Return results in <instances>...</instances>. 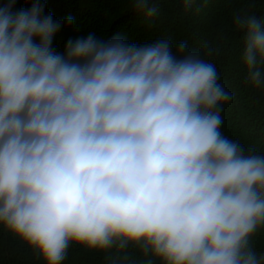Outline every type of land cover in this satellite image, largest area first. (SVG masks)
I'll use <instances>...</instances> for the list:
<instances>
[{
    "label": "clouds",
    "instance_id": "1",
    "mask_svg": "<svg viewBox=\"0 0 264 264\" xmlns=\"http://www.w3.org/2000/svg\"><path fill=\"white\" fill-rule=\"evenodd\" d=\"M0 3V224L63 264L72 244L160 264H264V154L223 135L232 99L181 43L56 36L46 0ZM146 17L151 0H131ZM191 7V0H185ZM264 88V19L234 18ZM148 264H153L152 260Z\"/></svg>",
    "mask_w": 264,
    "mask_h": 264
},
{
    "label": "trees",
    "instance_id": "2",
    "mask_svg": "<svg viewBox=\"0 0 264 264\" xmlns=\"http://www.w3.org/2000/svg\"><path fill=\"white\" fill-rule=\"evenodd\" d=\"M4 0H0L3 3ZM155 14L146 17L134 10L131 0H46V12L56 20L74 18L56 36L54 47L63 52L67 40L94 32L102 38L120 34L133 43L158 39L171 41L173 51L179 44L187 51L215 65L219 83L231 94L222 106L221 131L245 149L264 154V88L254 87L242 61L244 34L234 25V18L256 15L264 19V0H151ZM16 9L29 8L27 0H17ZM257 254H264V228L252 237ZM160 264L145 256L138 246L124 249H90L72 244L63 264ZM0 264H46L37 249L0 224Z\"/></svg>",
    "mask_w": 264,
    "mask_h": 264
}]
</instances>
